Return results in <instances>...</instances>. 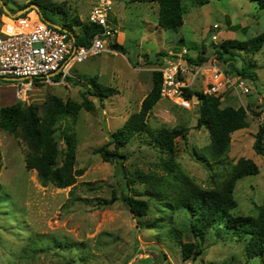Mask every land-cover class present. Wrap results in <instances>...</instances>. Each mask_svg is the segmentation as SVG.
I'll list each match as a JSON object with an SVG mask.
<instances>
[{
  "label": "rangeland",
  "instance_id": "374dc122",
  "mask_svg": "<svg viewBox=\"0 0 264 264\" xmlns=\"http://www.w3.org/2000/svg\"><path fill=\"white\" fill-rule=\"evenodd\" d=\"M42 1L62 5L69 24H74L77 18L88 23L90 12L100 2ZM111 1L109 24L117 30L118 44L125 48V54L101 55L77 64L70 72L72 81L39 84L26 103L40 107L42 114L41 107L51 95L83 103L86 87L94 81L111 89L102 101L90 96L96 113L82 109L77 116L76 168L84 170L78 182L66 189L53 184L42 186L37 172L26 169L25 143L0 129V264H263L258 257H248L246 238H238L219 225L205 235V253L197 260L184 261L181 244L196 240L190 228V214L173 211L148 197L139 180L131 187L141 195L139 199L149 201L148 216L138 219L121 200L106 207L100 205V201L109 200L113 194L121 196L123 183L138 171L159 177L166 175L161 153L149 142L150 137L135 136L121 150L127 155L122 165L105 162L95 151L105 146L132 114L141 110L153 88L157 69L165 59L172 61V54L186 49L189 57H204L205 68L199 79L193 73L187 78L194 79V89L202 91L210 90L206 77H212L214 82L215 68L229 71L232 65L241 68L244 62L247 65L251 62L256 67L251 68L254 78L249 82L250 94L238 95L228 90L222 101L224 106L235 108L252 106L260 115L249 112L248 126L232 135L222 157L212 156L210 133L197 127L198 103L192 110H185L161 98L147 121L155 131L163 128L187 131L186 139H175L174 163L179 172L202 188L222 186L241 159L255 162L260 172L237 182L234 190L237 207L231 213L258 217L264 203V155L258 154L254 145L260 127L264 126V48L257 54L237 53L234 60L224 62L217 58L215 46L227 40L248 41L261 34L264 9L252 0H210L204 6L183 0L184 25L174 32L158 26L157 4ZM33 2L9 0L7 8L13 9L15 13H11L15 15ZM59 17L51 18L62 23ZM39 19L35 9L24 19H13L0 3V36L21 30L19 25L24 29L45 26ZM72 29L81 33L77 27ZM16 84L0 78V86L10 93ZM7 99H11L9 94ZM178 232L183 242L174 236Z\"/></svg>",
  "mask_w": 264,
  "mask_h": 264
},
{
  "label": "trees",
  "instance_id": "16d2710c",
  "mask_svg": "<svg viewBox=\"0 0 264 264\" xmlns=\"http://www.w3.org/2000/svg\"><path fill=\"white\" fill-rule=\"evenodd\" d=\"M3 1L8 6L9 0ZM252 1L260 9H264V0ZM129 2L157 4L159 6L158 26L162 29L177 32L184 25L186 9L183 0H129ZM209 2L210 0H193L195 6H204ZM32 4L40 8L38 14L43 16L40 18L43 24L49 21L69 31L75 37L76 45H89L100 31V27L82 22L78 18L74 19V24L66 22V12L62 5L42 0H34ZM10 10L15 13L13 9ZM28 13L22 14L18 19L26 18ZM56 15H60L62 23L51 18ZM73 27L79 28L81 33H75ZM113 48L125 54V48L122 45L115 43ZM215 48L217 58L224 62L234 60L238 56L237 53L257 54L264 48V31L248 41L227 40L216 45ZM187 58L196 64H202L205 61L202 55L196 58L187 56ZM255 67L256 65L251 62L249 65L244 62L241 68L232 65V69L227 72L250 80L254 78L251 68ZM60 78L57 76V79ZM66 80L72 81V78L67 77ZM161 84L162 75L157 72L154 75L153 88L144 99L141 110L132 114L125 124L111 136L110 141L95 152L101 155L105 162L122 165V159H126L127 155L121 150L126 148L135 136L146 135L150 137L149 142H152L161 153V162L164 165L166 172L164 176L166 177L146 175L138 171L127 178L128 182L123 183L121 196L113 194L109 200L100 201V205L106 207L121 200L138 219L148 216L151 209L149 201L139 199L141 195L131 187L139 180L148 197L155 199L160 205L169 206L173 211L183 210L190 214L192 219L190 228L196 240L183 242L181 232L174 233V236L183 242L181 251L184 261L197 260L204 254L205 235L210 229L219 225L231 231L238 238H246L248 257H258L264 264V203L259 208L258 217L233 216L231 213L237 207L234 198L237 182L247 176L258 175L260 167L251 160L241 159L232 175L216 189L202 188L179 172L174 163L175 139L178 137L186 139L187 131L181 128L172 130L163 128L155 131L147 121L151 110L161 99ZM86 88L83 103L70 99L65 101L58 96H49L41 107L42 114H40V107L20 101L0 108V129L25 143L26 169L36 171L38 180L44 187L50 184L59 189L73 187L78 182V178L84 174L83 169L76 168L75 122L82 109L89 113H96V106L89 99L90 96L102 101L111 91L110 88L97 81ZM185 93L188 99H195L199 104L197 127L205 128L210 133V151L214 158L222 157L230 146L232 135L248 126L249 112L260 115L252 110V106L247 108L224 106L222 98L227 97V94L208 95L202 90L191 88ZM62 145L64 148L61 147ZM254 149L258 154L264 155V126L260 127L256 135Z\"/></svg>",
  "mask_w": 264,
  "mask_h": 264
},
{
  "label": "built area",
  "instance_id": "2783aa9c",
  "mask_svg": "<svg viewBox=\"0 0 264 264\" xmlns=\"http://www.w3.org/2000/svg\"><path fill=\"white\" fill-rule=\"evenodd\" d=\"M112 5L111 0H100L90 12L88 23L100 27V31L87 46L76 45V39L69 31L45 24L38 29L25 28L0 36V77L17 82V101L29 103L30 96L39 84L64 82L77 64L101 55H118V51L113 48L118 43V33L108 20ZM188 54L186 49L179 54H172V61L165 59L157 71L162 75L161 98L170 100L182 109L192 110L197 101L188 99L185 92L189 88L194 89L195 82L194 79H187L188 74L193 73V77L197 78L205 66L204 63L189 61ZM214 72V82L212 77H206L210 90L204 91V94L220 96L228 90L238 95L250 94L249 79L223 69L215 68ZM57 76L61 78L57 79Z\"/></svg>",
  "mask_w": 264,
  "mask_h": 264
},
{
  "label": "water",
  "instance_id": "95a60500",
  "mask_svg": "<svg viewBox=\"0 0 264 264\" xmlns=\"http://www.w3.org/2000/svg\"><path fill=\"white\" fill-rule=\"evenodd\" d=\"M0 3H1V5H2V7H3V10L5 11V13L7 14V15H9L11 18H13V19H16V18H19L22 14H24V13H26V12H29L31 9H35L36 11H37V13H39L40 12V8L37 6V5H35V4H32V5H30L29 7H26V8H24V9H22L21 11H19V12H17L15 15H13L12 13H11V11L7 8V5L5 4V2L3 1V0H0ZM39 17L41 18V17H43L41 14H39ZM46 25H50V26H53V27H56V28H61L60 26H58V25H56V24H53V23H51V22H49V21H46V23H45ZM4 79H6V81H14V79H11V78H4Z\"/></svg>",
  "mask_w": 264,
  "mask_h": 264
},
{
  "label": "crops",
  "instance_id": "0c3cea01",
  "mask_svg": "<svg viewBox=\"0 0 264 264\" xmlns=\"http://www.w3.org/2000/svg\"><path fill=\"white\" fill-rule=\"evenodd\" d=\"M158 8V10H159V6L157 7ZM40 20V19H39ZM41 25V24H40ZM19 28L20 29H24V28H22V26L21 25H19ZM34 29V28H33ZM0 78H2V79H4V77H0ZM4 80H6V79H4ZM15 92H16V86H15V88L14 89H11V93L8 91V88H4V87H2V86H0V108L1 107H4V106H9V105H7L8 103H10V102H15V101H17V99H16V96H15ZM10 95L11 96V99H7V95ZM13 96V97H12ZM11 104V103H10ZM205 253V252H204Z\"/></svg>",
  "mask_w": 264,
  "mask_h": 264
}]
</instances>
